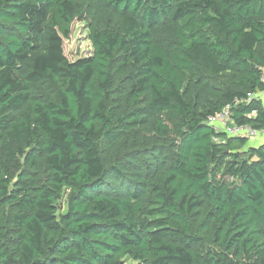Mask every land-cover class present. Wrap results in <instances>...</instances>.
Returning <instances> with one entry per match:
<instances>
[{
  "label": "trees",
  "instance_id": "trees-1",
  "mask_svg": "<svg viewBox=\"0 0 264 264\" xmlns=\"http://www.w3.org/2000/svg\"><path fill=\"white\" fill-rule=\"evenodd\" d=\"M263 77L264 0H0V264H264Z\"/></svg>",
  "mask_w": 264,
  "mask_h": 264
},
{
  "label": "rangeland",
  "instance_id": "rangeland-1",
  "mask_svg": "<svg viewBox=\"0 0 264 264\" xmlns=\"http://www.w3.org/2000/svg\"><path fill=\"white\" fill-rule=\"evenodd\" d=\"M64 54L69 60H75L82 56H87L91 53L92 48L88 39V24L86 22H75L72 27L71 35L63 41ZM247 145H253L251 140L253 136L248 135ZM259 145V144H258ZM257 146V145H253ZM62 208L64 203L61 204ZM126 264H137L130 260L126 261Z\"/></svg>",
  "mask_w": 264,
  "mask_h": 264
},
{
  "label": "built area",
  "instance_id": "built-area-1",
  "mask_svg": "<svg viewBox=\"0 0 264 264\" xmlns=\"http://www.w3.org/2000/svg\"><path fill=\"white\" fill-rule=\"evenodd\" d=\"M264 79V77H263ZM264 95V92H262ZM229 121V111L228 108H224L222 112L215 115H211L207 119V123L218 129L226 131L228 134H241L249 136H259L264 134V128L261 131H253L247 126H238V125H228Z\"/></svg>",
  "mask_w": 264,
  "mask_h": 264
},
{
  "label": "crops",
  "instance_id": "crops-1",
  "mask_svg": "<svg viewBox=\"0 0 264 264\" xmlns=\"http://www.w3.org/2000/svg\"><path fill=\"white\" fill-rule=\"evenodd\" d=\"M254 138L251 140L253 145H258L264 142V134H260L259 136H253Z\"/></svg>",
  "mask_w": 264,
  "mask_h": 264
}]
</instances>
